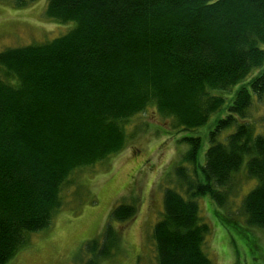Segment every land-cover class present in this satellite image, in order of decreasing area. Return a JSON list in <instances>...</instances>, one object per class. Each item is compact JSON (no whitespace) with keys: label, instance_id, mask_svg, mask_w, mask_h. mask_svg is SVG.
<instances>
[{"label":"trees","instance_id":"trees-1","mask_svg":"<svg viewBox=\"0 0 264 264\" xmlns=\"http://www.w3.org/2000/svg\"><path fill=\"white\" fill-rule=\"evenodd\" d=\"M46 15L76 27L0 52V264L50 226L70 175L120 152L126 121L151 105L183 130L218 117L203 161L202 137L182 139L178 181L152 232L158 264H212L198 199L224 206L244 163L257 182L241 211L264 230V0H48ZM136 214L123 203L110 217ZM119 234L108 222L83 264L109 258Z\"/></svg>","mask_w":264,"mask_h":264},{"label":"rangeland","instance_id":"rangeland-1","mask_svg":"<svg viewBox=\"0 0 264 264\" xmlns=\"http://www.w3.org/2000/svg\"><path fill=\"white\" fill-rule=\"evenodd\" d=\"M47 4L48 0H36L17 7L14 0H0V52L45 44L76 27L75 22L49 18ZM250 112L259 121L261 104L255 102ZM217 118L214 114L207 125L183 130L153 105L129 118L124 125V148L101 162L76 169L61 189L63 204L50 226L30 233L27 244L8 264H83L90 254L87 243L101 239L108 222L119 230V241L100 264H158L152 232L163 213L165 188H175L178 181L175 168L188 149L182 139L202 137L203 161L210 144L208 134ZM229 132H223L219 140L225 141ZM256 182L247 177L244 163L234 176L224 206L208 196L198 199L201 216L211 226L205 251L212 264H264V230L248 225L241 211L242 198ZM123 203L135 205L136 216L124 223L112 221L111 211Z\"/></svg>","mask_w":264,"mask_h":264}]
</instances>
